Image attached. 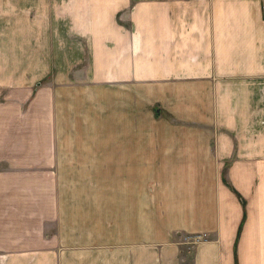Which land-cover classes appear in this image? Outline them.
<instances>
[{
  "label": "crops",
  "instance_id": "1",
  "mask_svg": "<svg viewBox=\"0 0 264 264\" xmlns=\"http://www.w3.org/2000/svg\"><path fill=\"white\" fill-rule=\"evenodd\" d=\"M7 8L29 10L8 48L37 75L5 80L28 109L3 118L5 135L25 122L4 146L40 153L13 165L58 168L54 184L88 206L56 236L48 219L24 239L0 227V264H181L177 234L199 239L191 264H264V0Z\"/></svg>",
  "mask_w": 264,
  "mask_h": 264
},
{
  "label": "rangeland",
  "instance_id": "2",
  "mask_svg": "<svg viewBox=\"0 0 264 264\" xmlns=\"http://www.w3.org/2000/svg\"><path fill=\"white\" fill-rule=\"evenodd\" d=\"M6 1V0H5ZM24 1V0H22ZM25 9H16V8H7V9H0V42L4 43L7 47H2L1 56H0V227H9V229L15 230L17 233L18 239H24L26 235V231L32 232L36 231L37 229L41 231V227L45 220L48 219L46 224L51 225L49 228V233H52L54 236L57 235V228L56 225L58 221L62 218L68 219H77V217H73L77 215L74 213L76 208H83L88 206V202L86 201H77L73 200V194L75 188H81V186L74 185L73 182H65V185L58 186L54 184V181H57V171L58 168H51V169H42L40 167L35 168H23L19 169L18 167H14V159L18 156L16 162L22 160V157L26 156L27 160L28 157L31 155L32 161H37L39 154H30V152H18V154H13L9 151V147L14 149V147L5 145L3 142H8L12 144L19 142L21 140V136L24 135L25 130V122L23 119L22 121L17 122V127L14 126L12 131H6L7 134L11 135V133L16 135H12L9 138L3 133V118H6L12 112L20 113L27 111V109L23 110L25 107L24 105L16 106L14 104L11 105V100H17L19 97L17 94H20L21 90H15L11 86H13L14 81L12 84L6 82L5 80H9L10 77H17L19 78L24 77L26 75H37V74H29L28 66L31 63V59L26 57L24 54L14 55L12 54V49L8 48L9 45V37L8 35L11 33L19 34L22 32L20 36L24 38L25 36ZM37 11H44L46 10H34ZM13 12L16 15L11 17H5V13ZM18 12H22L25 14L17 15ZM40 16V15H39ZM41 19H39V22ZM6 35V37L4 36ZM19 43L24 42L25 40L16 41ZM8 48V49H7ZM11 51V54H10ZM37 58H34L36 60ZM41 59V58H40ZM16 62L15 69L18 68L17 72H10V62ZM11 105V106H10ZM7 106L14 108L16 111L12 109L10 111L5 112L4 108ZM18 110V111H17ZM30 113V112H29ZM37 112L35 111V115ZM40 134L41 131L37 130ZM6 137V140L3 138ZM56 137L50 143L55 145ZM34 150H40L41 145H34L32 147ZM3 150V151H2ZM37 152V151H36ZM22 156H21V154ZM53 154H50V160H53ZM56 156V153H54ZM15 158L13 159V157ZM21 156V158H20ZM42 159V158H41ZM44 159V156H43ZM44 179L41 181V179ZM51 178L50 181L46 179ZM59 189V192H58ZM50 192V193H49ZM67 194L64 198L63 194ZM58 193H61L59 195ZM71 193V194H70ZM48 194V195H47ZM62 200V201H61ZM62 203V207L60 212L58 213V206L59 203ZM58 210V211H57ZM45 214L47 215L45 217ZM74 214V215H73ZM66 216V217H65ZM69 216V217H67ZM61 218V219H60ZM51 223H50V221ZM84 220L88 221V218ZM60 224V223H58ZM61 229H64L61 226ZM1 230V228H0ZM68 235V233H67ZM85 235H89V233L85 232ZM177 238L175 240L178 241L179 245V260H181V264H191V260L193 257V251L195 246L197 245L199 239L196 236L191 235H182L177 234Z\"/></svg>",
  "mask_w": 264,
  "mask_h": 264
}]
</instances>
